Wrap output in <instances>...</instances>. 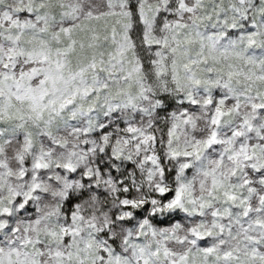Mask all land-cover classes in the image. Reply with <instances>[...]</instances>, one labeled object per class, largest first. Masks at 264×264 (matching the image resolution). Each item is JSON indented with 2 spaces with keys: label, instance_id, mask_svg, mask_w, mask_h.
Listing matches in <instances>:
<instances>
[{
  "label": "rangeland",
  "instance_id": "rangeland-1",
  "mask_svg": "<svg viewBox=\"0 0 264 264\" xmlns=\"http://www.w3.org/2000/svg\"><path fill=\"white\" fill-rule=\"evenodd\" d=\"M201 100L190 114L195 128L188 118L170 132L168 171L155 182V194L173 192L174 199L160 205L133 199L119 216L135 221L146 211L129 256L112 250L96 231L101 228L69 231L62 215H54L47 229L32 230L22 219L7 229L0 264H264V219L248 216V207L264 208V197L252 199L253 186L264 192V178L251 174L264 170V0H0L1 175L16 167L17 139L22 147L23 139L29 143L32 164L45 170L55 149L73 148L59 130L82 125L75 142L89 145L91 136L124 174L140 159L146 189L156 160L153 141L146 143L138 125L105 134L106 118L127 123L171 105L185 107L186 117V108ZM41 134L52 150L40 148ZM211 145L217 148L209 166ZM72 169L67 161L65 170ZM198 172L206 179L196 180ZM127 179L129 188H140ZM2 192L0 216L14 203L9 189ZM40 199L48 203L46 195ZM171 213L206 217L195 241L219 237L238 247L166 253L151 224ZM233 224L247 225L251 235L241 238Z\"/></svg>",
  "mask_w": 264,
  "mask_h": 264
},
{
  "label": "trees",
  "instance_id": "trees-1",
  "mask_svg": "<svg viewBox=\"0 0 264 264\" xmlns=\"http://www.w3.org/2000/svg\"><path fill=\"white\" fill-rule=\"evenodd\" d=\"M99 5L103 7V10L108 11V8L104 9V2L99 1ZM201 103L204 105L203 100H201L195 104L197 106H188L186 112H184L189 115L186 117L181 115L185 107L171 105L165 109L154 110L149 115H136L127 123L122 122L123 119L117 116L106 118L107 130L105 134L119 132L118 129H121L122 125H131V127L138 125L145 132L146 143L153 141L150 144H152V151L156 160L155 165L150 169L151 179L147 182V185L150 186L146 189L142 187L141 176L138 173L142 169L141 162H139L141 160H137L138 168L131 164L125 169V174L120 172L116 168V164L112 163L111 152L108 153L91 136L87 138L89 145L75 142L76 130L83 127L82 125H77L76 129L72 126L59 130L58 134L62 139L73 141V144L69 143L73 148L69 147L66 153L65 151L61 152L62 149H55L49 167L45 170L37 169L36 165L32 164L35 153L34 150L30 151L29 143L23 139L22 147V142L17 139L16 144L19 151L16 152L15 156L16 167L8 168V174H0V195H3L2 191L9 189L8 194L14 202L10 214L0 216V230L3 234H0V243L4 239L7 229L13 230L19 219H22L23 222H32V230H41L44 227L46 229L49 227L48 221L51 216L58 215L59 217L62 215L66 227L71 229L69 231H74L76 226L79 225L90 227L93 224L97 228H101V230L96 231L101 233L112 250L129 256L128 243L138 239L147 215L146 211H143L135 221L120 219L119 216L126 213L128 204L133 199L147 197L149 200L153 199V202L159 205L169 204L174 199L173 192L155 194L154 191H157L154 190L155 182L161 183L163 175L168 171L167 161L171 156L169 150L172 145L170 132L173 129V134L176 131L174 127L176 128V125L182 126L183 121L186 122L188 118L192 127L191 130L195 128L194 122L196 119L194 120L195 117L190 114L198 112V109L203 106ZM262 115H264V112H262ZM262 115H258V117H262ZM262 132L264 135V131ZM62 135H67V137L65 138ZM178 135L180 134L178 133ZM248 135L252 136L253 134ZM262 137L264 138V136ZM107 138L111 139L113 136ZM39 140L41 149L43 147L50 148L51 142L44 134L40 135ZM121 141L119 143L122 146ZM215 148L217 147L211 145L206 151V163L209 166L213 153L212 149ZM50 150L52 149L50 148ZM130 150L132 149L128 148L126 152L129 153ZM134 155L136 156L137 153ZM67 161L73 165L71 171L65 170ZM2 164L0 163V167ZM251 174L253 177L264 178V170L258 173L252 172ZM127 176H132L136 184L140 185V188H129ZM193 177L200 180L202 178L206 179L207 176L203 172H198ZM52 182H54V185H49ZM45 185L50 188L57 186L59 193L48 192ZM252 188L255 193L252 199L255 198L260 201L264 197V192L261 189H255L254 186ZM48 194L53 197L48 196ZM45 195L48 198V203L42 204L40 198ZM19 201L25 203V206L20 205ZM248 208V216L256 220L264 219L263 207L259 205L255 210L251 206ZM37 215L41 216L40 220L37 219ZM204 219H206L204 215L189 217L185 213H171L165 219L153 222L151 226L160 247L171 255L184 254L190 249H194V247L214 251H224L238 247L235 241H223L219 237H204L195 241L197 226ZM37 220H39L38 225L35 224ZM175 227L178 230H174ZM232 227L237 228V235L241 238L246 234L251 235L250 230H246L247 225L237 226L233 224ZM164 234L168 237L163 240L161 237ZM259 250L264 253V247Z\"/></svg>",
  "mask_w": 264,
  "mask_h": 264
}]
</instances>
